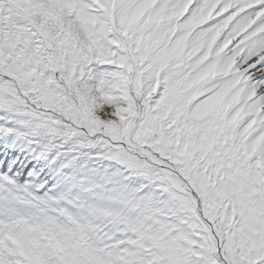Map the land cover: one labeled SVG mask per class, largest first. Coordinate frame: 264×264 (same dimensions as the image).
Masks as SVG:
<instances>
[{
  "label": "snow or ice",
  "instance_id": "1",
  "mask_svg": "<svg viewBox=\"0 0 264 264\" xmlns=\"http://www.w3.org/2000/svg\"><path fill=\"white\" fill-rule=\"evenodd\" d=\"M0 264H264V0H0Z\"/></svg>",
  "mask_w": 264,
  "mask_h": 264
}]
</instances>
